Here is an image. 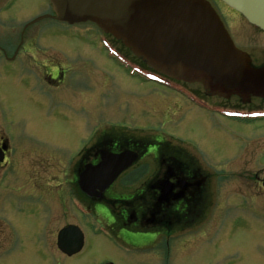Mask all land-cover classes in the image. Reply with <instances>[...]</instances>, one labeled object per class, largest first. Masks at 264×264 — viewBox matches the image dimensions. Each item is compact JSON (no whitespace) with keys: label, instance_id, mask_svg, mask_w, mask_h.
<instances>
[{"label":"flooded vegetation","instance_id":"flooded-vegetation-1","mask_svg":"<svg viewBox=\"0 0 264 264\" xmlns=\"http://www.w3.org/2000/svg\"><path fill=\"white\" fill-rule=\"evenodd\" d=\"M30 3L31 0H0V64L12 65L11 72L0 71V79L12 75L30 100L28 109L50 107L53 118L72 123L74 113L83 115L81 106L87 95L80 88L87 72L85 65L76 61L81 55H72L74 51L51 39L50 22H62L55 17L51 1L32 0V6ZM100 31L95 40L85 45L97 48L127 78L169 91L192 109L215 118L242 121L253 111H264V107L245 108L256 100L264 103L263 98L251 97L243 103L237 96H211L192 87L198 83L159 73L121 42ZM236 46L250 55L253 65L264 66V49ZM50 48L65 51L52 59V55L42 54ZM56 59L60 60L52 62ZM213 97H218V102L210 101ZM233 98L237 102L231 107ZM1 117L6 119L3 112ZM76 126L78 134H67L69 137L62 141L65 146L76 144L68 156L67 146L63 149L43 141L40 133L27 137L32 141L25 142V153L15 131L0 134V203L6 208L4 214L0 213L5 234L0 237V264H7L3 257L20 250L30 253L29 264H66L83 254L89 237L98 238L102 233L126 254L140 255L144 262L152 260L151 264H163L166 259L168 264L170 256L178 251L180 237L190 234L211 215L215 191L220 188L194 151L198 149L183 138L128 121L101 119ZM44 131L51 133L47 128ZM106 160L104 169L94 172L109 174L117 171V166L127 167L101 196H91L83 190L80 177ZM58 163L65 164L63 169L53 168ZM225 174L218 171L217 176L223 180ZM255 179L256 185L260 180L263 185L264 175L256 174ZM61 236L65 249L59 246Z\"/></svg>","mask_w":264,"mask_h":264},{"label":"rangeland","instance_id":"rangeland-1","mask_svg":"<svg viewBox=\"0 0 264 264\" xmlns=\"http://www.w3.org/2000/svg\"><path fill=\"white\" fill-rule=\"evenodd\" d=\"M208 1L221 16L235 44L248 49H264L263 32L252 27L242 16L231 12L219 0ZM29 6H32V0ZM50 23L51 39L74 51L72 55H81L76 61L81 66L82 62L85 65L87 72L80 88L83 95H87L84 96V106H81L83 117L74 113L72 123H64L53 118L50 107L38 105L37 109H28L30 100H27L24 88L17 86L12 75H4L0 79V108H3L0 110V134L15 131L20 136L19 144L24 153L27 148L25 142L32 141L27 140L29 136L40 133L41 140L64 149L67 145L62 141L69 137L65 135L78 134L76 124L85 126L101 119L148 125L155 131L183 138L200 151L194 149L213 173L214 181L220 188L215 191L211 215L190 234L180 237L178 251L170 256L168 264H264V188L261 180L257 186L255 179L256 174L259 177L264 175V118L237 121L215 118L202 110L192 109L189 103L169 91L125 77L124 72L108 62L97 48H87L85 44H89L88 40H95L101 32L94 24ZM63 51L50 48L42 54L52 55V59H55ZM0 71L11 72V63H1ZM192 87L202 92L204 90L201 84ZM218 100V97L210 98L212 102ZM234 102H237L236 98L229 105L234 106ZM254 107H264V103L256 100L245 106ZM2 112L5 120L1 117ZM33 126L41 129L34 130ZM46 128L51 133L45 132ZM89 128L85 129L84 134ZM75 148L76 144H68L67 156ZM64 165L54 164L53 168ZM218 171L227 173L225 179L218 178ZM0 204V213L4 214L6 208ZM20 223H23L22 219ZM2 235L5 234L0 224V237ZM23 253L20 250L16 255L3 259L7 264H29L30 253ZM132 255L118 250L104 234H100L98 238L89 237L83 254L77 259L68 260L66 264H103L106 261L113 264H151L150 259L144 262L140 255ZM166 262L164 259L163 264Z\"/></svg>","mask_w":264,"mask_h":264},{"label":"water","instance_id":"water-1","mask_svg":"<svg viewBox=\"0 0 264 264\" xmlns=\"http://www.w3.org/2000/svg\"><path fill=\"white\" fill-rule=\"evenodd\" d=\"M50 1L57 19L96 23L160 73L201 83L211 96H237L243 103L253 96L264 98V66L253 65L250 55L234 44L208 0ZM221 1L264 30V0ZM105 162L80 177L91 196H101L127 167L117 166L109 174L94 172L103 170ZM61 239L59 246L65 249Z\"/></svg>","mask_w":264,"mask_h":264},{"label":"bare ground","instance_id":"bare-ground-1","mask_svg":"<svg viewBox=\"0 0 264 264\" xmlns=\"http://www.w3.org/2000/svg\"><path fill=\"white\" fill-rule=\"evenodd\" d=\"M10 176V174L8 175V177Z\"/></svg>","mask_w":264,"mask_h":264}]
</instances>
